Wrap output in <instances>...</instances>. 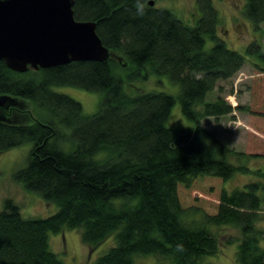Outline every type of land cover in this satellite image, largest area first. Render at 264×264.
I'll return each instance as SVG.
<instances>
[{"label": "trees", "instance_id": "1", "mask_svg": "<svg viewBox=\"0 0 264 264\" xmlns=\"http://www.w3.org/2000/svg\"><path fill=\"white\" fill-rule=\"evenodd\" d=\"M147 1L73 0V17L93 21L111 52L105 60L23 72L0 60V95L7 98L0 106V152L28 142L26 163L13 178L56 205L46 217H28L10 198L2 200L0 264H63L48 245V234L63 228H78L91 247L113 236L90 264H133L145 255L167 264H209L204 258L217 250L212 227L218 226L239 232L235 264H264V230L256 225L264 182L224 187L234 173L250 172L230 156H256L227 148L199 125L232 110L219 95L206 100V94L239 71L245 57L217 35L211 0H194L199 17L192 24ZM138 2L143 15H137ZM242 12L254 25L264 21V0H244ZM245 53L264 62L257 44ZM253 69L264 73L257 63ZM147 73L165 75L178 93L126 91ZM53 86L102 96L96 111L84 114L78 101ZM175 100L190 127L165 125ZM240 107L264 117V98L254 109Z\"/></svg>", "mask_w": 264, "mask_h": 264}, {"label": "rangeland", "instance_id": "2", "mask_svg": "<svg viewBox=\"0 0 264 264\" xmlns=\"http://www.w3.org/2000/svg\"><path fill=\"white\" fill-rule=\"evenodd\" d=\"M216 13V33L228 48L234 49L245 57V62L233 76L218 80L212 92H207L206 100H214L219 95L227 102L232 110L217 117L207 116L199 120V125L206 130H213L216 137L234 151L254 154L256 157L245 160L230 156V160L239 164L243 162L250 169L248 173L236 172L224 182L229 190L241 187L248 181L257 179L264 182L256 172H264V117L252 115L240 106L254 109L258 100L264 98V73L254 71V63L264 67L258 57L247 55L245 49L251 43L260 46L264 51V21L254 25L242 12L244 0H211ZM154 6L169 9L174 15L187 24H192L199 17V11L194 0H154ZM157 90L175 96L178 85L171 82L165 75L147 73L144 77L132 79L126 91ZM52 90L63 93L78 101L82 113L91 114L96 111L102 92L87 91L74 86H53ZM258 92V97H257ZM210 93V94H209ZM29 108V105L25 103ZM239 108H238V107ZM38 112V111H35ZM34 113V111H33ZM191 123L180 112L179 102L175 100L165 125L180 129L188 128ZM63 134H67L64 127H60ZM63 147H69L63 142ZM30 144L28 142L0 152V209L2 200L10 198L19 207L20 213L28 217H46L56 210V205L43 200L37 193L23 188L15 181L13 173L24 167ZM241 160V161H240ZM261 213L256 225L264 230V192ZM217 238V250L214 254L204 258L209 264H235L234 254L239 232L232 226L212 227ZM264 235V233H263ZM113 244V236L91 247L80 239V230L63 228L56 234H48V245L63 264H90L97 255ZM167 264L158 256L145 255L134 258L133 264Z\"/></svg>", "mask_w": 264, "mask_h": 264}, {"label": "water", "instance_id": "3", "mask_svg": "<svg viewBox=\"0 0 264 264\" xmlns=\"http://www.w3.org/2000/svg\"><path fill=\"white\" fill-rule=\"evenodd\" d=\"M72 4L73 0H0V60L5 66L23 72L110 57L95 23L75 19ZM6 100L0 95V106Z\"/></svg>", "mask_w": 264, "mask_h": 264}, {"label": "clouds", "instance_id": "4", "mask_svg": "<svg viewBox=\"0 0 264 264\" xmlns=\"http://www.w3.org/2000/svg\"><path fill=\"white\" fill-rule=\"evenodd\" d=\"M144 7H145V5L144 4H142V3H137V5H136V8H137V15H143L144 14ZM176 250L177 251H183V245L182 244H178L177 246H176Z\"/></svg>", "mask_w": 264, "mask_h": 264}]
</instances>
